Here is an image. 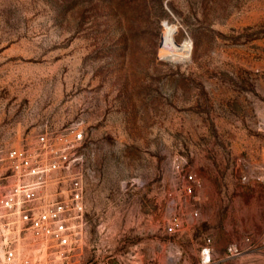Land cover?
Wrapping results in <instances>:
<instances>
[{"label":"rangeland","instance_id":"obj_1","mask_svg":"<svg viewBox=\"0 0 264 264\" xmlns=\"http://www.w3.org/2000/svg\"><path fill=\"white\" fill-rule=\"evenodd\" d=\"M76 131L86 237L49 264H264V0H0V173Z\"/></svg>","mask_w":264,"mask_h":264},{"label":"built area","instance_id":"obj_2","mask_svg":"<svg viewBox=\"0 0 264 264\" xmlns=\"http://www.w3.org/2000/svg\"><path fill=\"white\" fill-rule=\"evenodd\" d=\"M74 135L71 141L67 134L43 133L29 145L7 152L8 167L0 173V264H49L84 243L86 170L84 155L74 150L82 133ZM186 180L200 185L194 174ZM174 224L179 225L178 219ZM237 251L236 246L229 248L231 255ZM211 260L206 245L201 263Z\"/></svg>","mask_w":264,"mask_h":264},{"label":"bare ground","instance_id":"obj_3","mask_svg":"<svg viewBox=\"0 0 264 264\" xmlns=\"http://www.w3.org/2000/svg\"><path fill=\"white\" fill-rule=\"evenodd\" d=\"M166 47V46H165ZM188 47L187 43H184L181 45V49L185 50V48ZM167 48V47H166ZM176 49V48H175ZM177 50V49H176ZM188 50V49H187ZM180 51V50H179ZM178 53V50H177Z\"/></svg>","mask_w":264,"mask_h":264}]
</instances>
